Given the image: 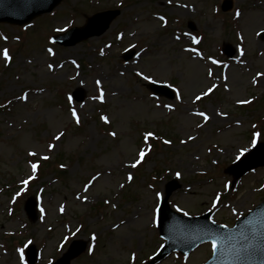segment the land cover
<instances>
[{
  "label": "rangeland",
  "instance_id": "obj_1",
  "mask_svg": "<svg viewBox=\"0 0 264 264\" xmlns=\"http://www.w3.org/2000/svg\"><path fill=\"white\" fill-rule=\"evenodd\" d=\"M222 2L64 0L26 30L0 25V264H28L30 244L36 264H49L73 239L91 245L89 235L97 241L72 264H145L163 246L156 214L173 180L172 209L211 211L218 224L232 226L262 202L264 167L240 180L227 169L264 143V0H232L229 13ZM110 9L122 13L104 35L51 42ZM150 82L171 86L175 98L153 95ZM76 89L82 103L72 100ZM212 252L208 243L159 264H202Z\"/></svg>",
  "mask_w": 264,
  "mask_h": 264
},
{
  "label": "water",
  "instance_id": "obj_2",
  "mask_svg": "<svg viewBox=\"0 0 264 264\" xmlns=\"http://www.w3.org/2000/svg\"><path fill=\"white\" fill-rule=\"evenodd\" d=\"M62 0H0V22H9L14 24H26L30 22L34 17L52 11ZM231 8V3L227 1V5L223 9L229 10ZM120 14V12H106L97 14L88 20L87 25L84 28L73 29L69 32L70 35L74 36L75 39L72 42H64L69 45H74L83 40H87L94 36H99L103 34L110 26V23ZM264 37V33H263ZM57 41H61L56 38ZM151 88L156 92L163 91L160 93L167 94L165 88L151 85ZM76 99L82 100L83 96L76 93ZM264 149V144H261L255 150H253L248 156H246L237 167L234 166L235 170L233 173L236 177H240L247 171L264 165V159L259 161L257 157L259 156V151ZM174 187L169 186L167 190V197L163 202L161 208V231L169 241L164 249V252L160 257L164 256L175 249H179L183 252L188 253L192 246H187L180 244V240H183L187 233H183L181 230L175 232L172 225H169L170 220H176L182 225L185 222L193 221L192 219L183 218L177 214L170 211L168 206V198L171 195ZM32 202L33 209L35 203ZM34 217V216H33ZM208 217L205 216L201 218L204 221V225L207 228V232L203 234V239L213 240L214 238L218 240V250L215 252V256L208 264H264V255L260 254H248L243 251L245 246H257L261 242V237L259 235L253 236L252 232L259 230L264 231V202L258 206L255 210L250 212V214L241 220H239L234 229H227L225 227L216 226L208 222ZM195 223L200 221V219H195ZM252 222V228L248 227V222ZM200 224L197 223L195 229ZM194 231V228L190 229ZM244 235L248 236V239H244ZM202 240H198L197 243ZM196 243V244H197ZM195 244V245H196ZM85 243L74 244L71 250L56 264H70V261L80 255L85 249ZM194 245V246H195ZM193 246V247H194ZM34 248L32 247L31 250ZM157 258V260L159 259ZM30 262L33 264L35 262V254L30 253Z\"/></svg>",
  "mask_w": 264,
  "mask_h": 264
},
{
  "label": "snow or ice",
  "instance_id": "obj_3",
  "mask_svg": "<svg viewBox=\"0 0 264 264\" xmlns=\"http://www.w3.org/2000/svg\"><path fill=\"white\" fill-rule=\"evenodd\" d=\"M237 16H239V12H237ZM160 19L163 20L164 18L161 17ZM49 51H51V50H49ZM4 56H5L6 59H10V57H8L7 50L4 51ZM213 63H216V61L213 60ZM209 75H211V70L209 71ZM145 79H147V77H145ZM97 83H99V82H97ZM209 91H211V89ZM197 99H200V97H197ZM72 114H73V116H76L75 110H73V113ZM200 115H204V114L203 113H200ZM104 119L107 122V119L106 118H104ZM207 119H208V117L205 116V120H207ZM77 122H79L78 119H77ZM113 135H115V134L113 133ZM149 135H151V134H149ZM257 135H259V134H257ZM59 138H60L59 136L56 137V139H59ZM164 142L165 143H170L169 141H164ZM32 155H35V154L33 153ZM139 155H140V159L137 160V162L134 163L132 165V167H136L137 164H139L140 161L143 160V158L145 156V153L143 151H141ZM44 159H48V157H44ZM32 167H33V170L35 171V169H36L37 166L35 164H33ZM177 175H179V173H177ZM128 179L131 180L132 177L129 176ZM25 183H27V181H25ZM61 211H63V208H61ZM178 211H179V209H178ZM185 215H187V213H185ZM248 227L250 229L252 228V222L251 221L248 222ZM252 235L254 237L257 236V235H259L261 237V242L257 246H254V247L253 246H245L243 248V251L246 252V253H248V254H250V255H252V254L264 255V231L256 230V231H253L252 232ZM244 239L247 240L248 239V236L247 235H244ZM211 247H212L214 253L218 250V240L217 239L214 238L211 241ZM21 254H22L21 255V259H23V249H21Z\"/></svg>",
  "mask_w": 264,
  "mask_h": 264
},
{
  "label": "bare ground",
  "instance_id": "obj_4",
  "mask_svg": "<svg viewBox=\"0 0 264 264\" xmlns=\"http://www.w3.org/2000/svg\"><path fill=\"white\" fill-rule=\"evenodd\" d=\"M184 6V9L187 8V5L185 6L184 4H181L180 7H183ZM189 8V7H188ZM191 73L194 74V75H198V68L196 66H192V69H191Z\"/></svg>",
  "mask_w": 264,
  "mask_h": 264
}]
</instances>
